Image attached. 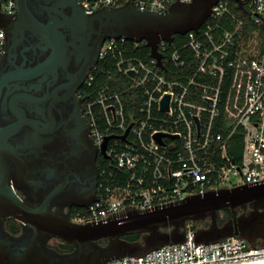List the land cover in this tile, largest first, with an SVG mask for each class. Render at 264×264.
<instances>
[{"label":"built area","instance_id":"2783aa9c","mask_svg":"<svg viewBox=\"0 0 264 264\" xmlns=\"http://www.w3.org/2000/svg\"><path fill=\"white\" fill-rule=\"evenodd\" d=\"M128 1L79 0L86 14ZM132 1L151 12L191 2ZM16 10L17 0H0V14L13 18ZM185 36L178 47L160 41V60L134 55L138 43L123 37L100 44L85 80L84 115L99 147L112 136L105 155L116 172L102 171L94 199L72 222H97L264 181V0H217L199 29ZM3 44L0 27V53ZM262 261L264 245L236 235L197 242L188 228L181 242L100 264Z\"/></svg>","mask_w":264,"mask_h":264},{"label":"flooded vegetation","instance_id":"af4514ba","mask_svg":"<svg viewBox=\"0 0 264 264\" xmlns=\"http://www.w3.org/2000/svg\"><path fill=\"white\" fill-rule=\"evenodd\" d=\"M25 7L28 16L16 23L3 17L8 31L0 53V154L7 184L25 204L44 205L49 214L72 222L75 210L94 199L110 163L84 115L85 80L98 58V25H82L75 0H25ZM187 227L199 242L236 235L263 246L264 198L215 215L171 221L141 236L185 235ZM64 242L45 233L33 235L31 227L11 216L0 217V264L91 263L90 255L79 258L74 247L63 248Z\"/></svg>","mask_w":264,"mask_h":264},{"label":"water","instance_id":"95a60500","mask_svg":"<svg viewBox=\"0 0 264 264\" xmlns=\"http://www.w3.org/2000/svg\"><path fill=\"white\" fill-rule=\"evenodd\" d=\"M75 1L76 12L82 16V25H87L89 28H92L93 24L98 25V47L105 39L123 37L132 42H144L150 49V54L159 60L158 43L160 41L171 43L175 35L185 36L190 31H197L210 14L211 7L217 2V0H191L186 4L174 5L163 12H151L137 8L133 1L129 0L117 8H101L92 14H85L79 0ZM4 16L0 14V27L6 33L8 27L3 19ZM25 16H28L25 0H17V10L13 17L14 23L17 19ZM6 46L7 41L5 40L3 47ZM10 73L11 71H8L4 75L9 79ZM167 101L168 96H165L161 103L162 109H167ZM110 137L112 136L106 137L100 147L104 155L106 142ZM160 137L161 134L155 136L158 142H161ZM263 198L264 181L258 184H245L207 191L161 206L145 210H129L105 220L79 224L49 214L44 205L32 207L25 204L7 184L6 165L0 154V217L11 216L20 223L28 225L32 228L33 235L45 233L72 244L74 246L73 253L78 252L79 258L82 255H90L93 258L90 264H100L116 257L133 255L137 245L142 241L148 244L158 241L160 245H163L178 243L184 239V234L155 239L141 236L139 241L128 243L120 239L121 235L155 231L159 226H165L171 221L206 212L215 215L217 210L233 208ZM102 238L108 239L105 246H99L96 243ZM194 238L199 242L196 237ZM112 239L116 241L115 244H111ZM5 260L7 261L6 257ZM6 264H10V262H6Z\"/></svg>","mask_w":264,"mask_h":264},{"label":"trees","instance_id":"16d2710c","mask_svg":"<svg viewBox=\"0 0 264 264\" xmlns=\"http://www.w3.org/2000/svg\"><path fill=\"white\" fill-rule=\"evenodd\" d=\"M186 40H187V36L175 35L174 36V39H173V45L176 46V47L181 46L182 44H184L186 42ZM133 54L136 55V56H140L143 59L144 58H148V57H150V49L145 45L144 42H141V43H138L136 49L133 51ZM236 147L237 148H240L238 146H236ZM106 170H110V171L113 170V171L116 172V170L114 169V166L111 165V163H108L106 165ZM78 211H79L78 209L75 210V212L73 213V215L76 212H78ZM120 239L121 240H124V241H126L128 243H135V242H137V241H139L141 239V233L140 232H132V233L124 234V235H121L120 236ZM107 242H108V239L107 238L97 240V243L98 244H101V245H104ZM159 245H160V243L158 241H157V243H154V242L153 243H150L149 242V246L152 247V248L157 247ZM73 247L74 246L72 244L67 243V242H64V247L63 248H65L66 250H68V251L69 250H72ZM144 252H139V253H136V254H141V253H144Z\"/></svg>","mask_w":264,"mask_h":264},{"label":"rangeland","instance_id":"374dc122","mask_svg":"<svg viewBox=\"0 0 264 264\" xmlns=\"http://www.w3.org/2000/svg\"><path fill=\"white\" fill-rule=\"evenodd\" d=\"M187 228H188V227H187ZM186 230H187V229H186ZM102 239H104V238H102ZM99 240H100V239H99ZM150 248H152V247H150L148 243H144V242L142 241L141 243H139V244L137 245V248H136V250H135L134 252H135V253L144 252V251H146V250H149Z\"/></svg>","mask_w":264,"mask_h":264},{"label":"bare ground","instance_id":"6f19581e","mask_svg":"<svg viewBox=\"0 0 264 264\" xmlns=\"http://www.w3.org/2000/svg\"><path fill=\"white\" fill-rule=\"evenodd\" d=\"M250 264H264V261H262V262H256V263H250Z\"/></svg>","mask_w":264,"mask_h":264}]
</instances>
